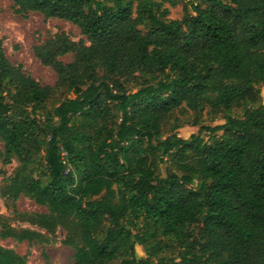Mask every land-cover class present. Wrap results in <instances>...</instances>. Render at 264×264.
Masks as SVG:
<instances>
[{
	"label": "trees",
	"instance_id": "obj_1",
	"mask_svg": "<svg viewBox=\"0 0 264 264\" xmlns=\"http://www.w3.org/2000/svg\"><path fill=\"white\" fill-rule=\"evenodd\" d=\"M12 2L84 38L58 32L34 48L53 85L0 44V162L17 163L0 184L11 213L0 237L40 243L62 227L78 240L71 264H264V0H189L177 19L163 5L178 0ZM177 109L223 122L165 134ZM167 159L178 173L161 175ZM21 196L46 210H17ZM0 264L28 263L0 246Z\"/></svg>",
	"mask_w": 264,
	"mask_h": 264
},
{
	"label": "rangeland",
	"instance_id": "obj_2",
	"mask_svg": "<svg viewBox=\"0 0 264 264\" xmlns=\"http://www.w3.org/2000/svg\"><path fill=\"white\" fill-rule=\"evenodd\" d=\"M189 0H178L174 6L164 3V7L168 8L167 18L177 19L183 14V5L186 4L189 7ZM198 0H192V3H196ZM64 32L69 39L78 41L83 39V35L80 33L79 28L69 21L56 18V17H44L41 13L30 11L25 17L14 12L12 0H0V44L5 57L12 63L21 64L23 70L29 73L34 79H36L42 85H53L57 80L55 71L48 65H45L35 55L34 48L43 44L47 39L52 38L55 33ZM58 59L63 63L71 61L72 54L66 53L58 56ZM134 82H129L127 87L131 90L134 88ZM65 96H72L66 89L58 91L53 98L45 103V109L50 110L60 98ZM197 120L198 123L194 124ZM223 122L220 115H217L215 119L211 120L210 116L206 114L205 110L198 113H193L190 110L177 109L174 111V117L164 127V133L170 131L173 124H179L176 128L177 135L183 138H187L191 133H196L200 124L204 125H216ZM221 131H218L215 135H220ZM204 141L210 142L211 136L206 131L202 132ZM2 143L0 141V148ZM16 161H12L9 164H2L0 162V184L3 182L2 178L9 175L14 167ZM170 168L172 171L178 173L176 169L170 166L168 159L165 163L160 165V173L165 175L166 170ZM16 208L19 211H35L44 212L46 209L43 206L35 204L27 197L21 196L16 202ZM0 215L11 216L10 210L6 207L5 201L0 197ZM10 224L14 227H31L26 222H18L14 218L10 220ZM200 221L196 222L193 227L197 229L200 226ZM44 232V231H43ZM45 233V232H44ZM67 231L62 227H57L52 234L45 233L46 239L40 243H28L26 240L17 242L10 237L1 238L0 246L6 248H12L19 255H25L28 264H46L43 253L48 257L50 264H71L73 261L74 248L73 244L78 240L73 237V232L70 231L69 235L72 238V243H65L64 239L67 237ZM134 249L137 256L145 257V253L142 247L138 244H134ZM160 255L173 256L176 251L165 249Z\"/></svg>",
	"mask_w": 264,
	"mask_h": 264
},
{
	"label": "crops",
	"instance_id": "obj_3",
	"mask_svg": "<svg viewBox=\"0 0 264 264\" xmlns=\"http://www.w3.org/2000/svg\"><path fill=\"white\" fill-rule=\"evenodd\" d=\"M259 88H260L261 99L264 104V85H260Z\"/></svg>",
	"mask_w": 264,
	"mask_h": 264
}]
</instances>
